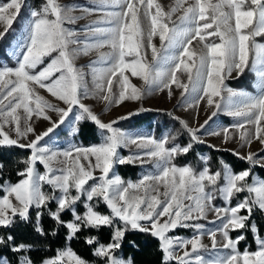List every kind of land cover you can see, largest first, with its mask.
<instances>
[{
	"label": "snow or ice",
	"instance_id": "6c2138e0",
	"mask_svg": "<svg viewBox=\"0 0 264 264\" xmlns=\"http://www.w3.org/2000/svg\"><path fill=\"white\" fill-rule=\"evenodd\" d=\"M95 5L88 8L75 3L62 5L59 0H41L38 7H29L30 22L23 41L17 45L19 53L16 49L12 53L18 55L16 66L0 67V146L31 150L30 156L23 161L25 168L17 173L20 179L15 183H0V228H11L17 219L29 221L30 210L35 209V231L43 235L40 219L44 209H48L56 225L67 229L68 240L84 228H111V242L108 244L96 246L98 242L95 237H88L85 241L94 246L93 255L100 257L103 264H131V260L126 261L115 255L128 230L150 232L157 237L164 254V264L171 259H176L177 264H264V238L259 236L254 222L250 225L247 223L254 210L264 212V180L252 178L250 169L236 173L227 165L222 171L212 172L207 166V157H201L205 166L199 170L191 165H177L174 162L176 157L187 155L194 143L202 142L195 130L188 129L191 140L187 145L169 147V141L174 137L165 136L160 140L131 137L114 127L117 121L108 124L101 122L81 103L82 95L87 96L85 74L74 63L78 55L108 46L111 52L101 53L99 61H93L90 65L93 83L97 91L105 93L102 96L104 100L119 105L126 99H141L152 86L163 91L171 89L172 84L183 89V97L191 88V92L196 94V104L206 99L210 107L214 105L217 110L226 107L228 115L245 118L237 127L254 123V137L264 144V125H261L264 120V45L250 44L254 37L264 35V0H217L216 3H209L208 0H191L190 3L188 0H176L168 11H164L155 0H95ZM25 7H28L27 0L0 3V40L6 38ZM98 8L113 10L104 11V19L83 29L67 27L83 18L72 15L74 11L91 14ZM181 8L178 22H172L173 14ZM144 20L149 22L146 32ZM81 32H90L93 36L81 40ZM157 35L159 48L153 43V37ZM208 36L218 37L219 42L208 41ZM193 41L202 45L199 52L190 48ZM253 49L251 69L256 76L259 95L250 96L222 87V73L225 70L228 75L233 70L238 75L243 73L249 65V54ZM149 50L151 64L145 59ZM185 58L191 63H186ZM98 63L102 66L97 67ZM181 69L187 74V83L178 80ZM126 71L139 77L148 86L147 89L132 86L124 75ZM114 84L122 86L118 98L112 93ZM33 85L45 89L67 108L54 107L34 91ZM128 89L130 95L126 94ZM222 91L227 92V97L222 96ZM214 97H220V100H214ZM222 101L226 103L222 104ZM74 108L80 110L76 116L77 122L86 118L98 126L103 135L99 145L73 147L63 152L40 146L39 142L58 126L56 122L27 144L19 142L33 132V128L27 125L21 130L19 109H23L25 121L31 119L33 114L48 120L49 117L44 115L45 109H48L57 113L59 123H64ZM212 115L215 116L216 112ZM6 125L15 126L17 139L10 138L4 131ZM77 131L74 129L73 134ZM223 131L227 133V129ZM246 135L242 133L241 140L250 143V139H245ZM128 144H136L142 152L127 160L120 158L118 148ZM142 157H147L154 164V173L143 176L136 183H125L114 174L109 177L115 164L129 163ZM240 159L254 162L252 154ZM37 163L43 165V173L37 171ZM56 164L60 167H55ZM96 171L100 173L98 177L94 175ZM221 178L222 184L219 183ZM89 181L93 183L89 184ZM45 184L50 191L43 190ZM241 192H247L248 196L234 207H216L213 204L217 195L230 204L232 198ZM101 200L110 210L109 214L96 210V204ZM53 201L57 205L55 211L49 207ZM78 202L83 203V215L77 211ZM208 211L216 213L221 222L219 229L209 233L211 247L217 249L220 242L216 236L219 233L223 240L220 246L227 252L205 260L200 250L206 251L207 248L201 243L200 235L182 240L167 233L178 226L192 227L201 233L203 225L194 222L205 219ZM242 211L247 214L241 215ZM67 212L71 213L72 219L66 222L62 214ZM245 228H250L254 234L257 244L254 252L247 248L243 253L238 251V244L246 238L244 235H238L235 239L230 236V231ZM5 244H11L13 252L27 251L30 247L15 244L12 235L0 237V245ZM188 245L191 246L190 251L187 250ZM176 248L184 249L181 256H176ZM0 264H8L7 259L0 258ZM21 264H31V261L22 258ZM43 264L88 262L69 247L58 250L55 257L45 260Z\"/></svg>",
	"mask_w": 264,
	"mask_h": 264
},
{
	"label": "rangeland",
	"instance_id": "374dc122",
	"mask_svg": "<svg viewBox=\"0 0 264 264\" xmlns=\"http://www.w3.org/2000/svg\"><path fill=\"white\" fill-rule=\"evenodd\" d=\"M5 2H7V0L0 1V3H5ZM188 2L190 3L191 0H188ZM208 2L216 3L217 0H208ZM59 3H61L62 5L75 3V4L82 5L88 8H92L96 6L95 0H59ZM155 3H158L159 5H161L164 11H168L172 6L175 5L176 0H155ZM27 4H28V7L25 8L26 18L22 21L21 24L16 25L12 29V31L15 33V37L12 43H10L9 47L6 49V56L12 62V66H9V64L7 63V60H0V67H15L16 66L18 55H13L12 53L14 49H16L17 53H19V49L17 48V45L23 41V37L26 32L27 25L30 22L28 19V13H29V7H31V4L29 1H27ZM110 10H113V9L98 8L97 11L91 14L87 12H83V11H74L72 15L76 17H83V18L78 19L74 24L67 25V27H70L76 30L83 29L85 26L93 25L95 24L96 21L104 19V16H103L104 11H110ZM116 10H119V9H116ZM152 11L155 12V9H152ZM181 14H182V8L181 10L173 14L172 22H178L179 16ZM232 23L234 25V20L232 21ZM148 24L149 22L147 20H144L143 27L145 29V32L148 29ZM101 26H105V25H101ZM0 30H2V26H0ZM208 31H212V30L209 29ZM86 36L91 37L93 36V34L90 32L80 33L81 40L85 39ZM260 36H262L264 39V35H260ZM256 38H258V36L254 37L253 41H250V44L254 42L257 45H264V41H258L256 40ZM206 39L210 42H219V39L216 36H208L206 37ZM145 43H146V37H145ZM153 43L156 45L157 48H159L160 41H159L158 35L153 37ZM190 48H194L195 51L199 52L200 49L202 48V45L199 44L198 41H193V45H191ZM141 51L143 52V49ZM109 52H111V48L108 46H105L99 49H93L89 51L87 54L78 55L74 61L75 66L78 69H81L85 74V88L87 91V96L84 97L82 95L81 103L87 106L91 110V112L99 118L101 122L108 124L112 121H117L114 127L124 132L128 136L149 137V138H153L156 140H160L166 136L164 133L160 134L159 136H155L152 130L147 127H140L136 129H131L127 127L122 128V127H119V123L122 121H126L134 116H140L143 114L159 113V112L169 113L174 118H176L180 124H181V121H183L184 123L181 125L187 131L188 129H192L196 131V135L199 137L200 141L202 142L195 143V144H204L213 150H223L239 158L246 157L249 154H252L254 158V162L253 163L248 162V163L251 166L258 165V166L264 167V144H261L260 141L258 139H255L254 137L256 125L254 123L253 124L244 123V127L242 128L237 127V125L244 122L245 118H238V117H233V116L228 115L226 111V107H222L220 110H217L214 105L211 107L208 106L206 99L201 100L199 104H196L194 101V97L196 94L191 92V88L189 89V92L184 94L183 97L181 95V93L183 92V89L178 88L176 84H172L171 89H164L163 91L157 90L155 86H152L150 90L145 91V94L142 96L141 99L139 100L126 99L123 102H121L119 105L115 104L114 102L109 103L108 101L104 100L102 96L105 93L99 92L95 88V85L93 83V77L91 74L90 65L92 64L93 61H99V57L101 53H109ZM254 52L255 50L253 49V51L250 52L249 54L250 60H249V65L247 66V70L245 73L244 86L241 88H232L228 84H226L227 80L239 78L242 75V73L238 75L237 71L233 70L231 74L228 75L225 70L222 73L223 75V86L222 87L226 86L227 88H230L234 91L245 92L250 96L259 95V89L257 87L256 76H255L254 71H252L251 69V59L254 57ZM145 59L147 63L149 64L152 63L150 50L148 51ZM185 61L186 63H189V64L191 63L190 61H187V58H185ZM96 66L99 67L102 65L98 63ZM124 75L127 76L129 83L132 86H135L136 88L142 89V90L147 89L148 86H146L139 77L133 76L130 71H126ZM178 80L181 83L188 82L187 74L183 72V69H181L180 72L178 73ZM32 87L34 88V91L39 96H41L44 100L52 104L54 107L67 108V106L63 104L62 101H59L56 98L52 97L45 89L40 88L39 86H35V85H33ZM105 87H107L106 82H105ZM121 87L122 86L119 84L113 85L112 93H115L116 98H118L119 92L121 91ZM169 91H171V96H169ZM126 94L130 95V89H128V92ZM222 96L227 97V92L222 91ZM213 99L220 100V97H214ZM225 103H226L225 101H222V104H225ZM32 106L34 107V105ZM214 111L216 112L215 116L212 115ZM79 112H80L79 108H74L73 111L69 113V116L65 118L64 123H59V117L57 113L54 111L45 109L44 115H47L49 117L48 120L43 119L42 116H37L36 114H33L31 119H28L27 121H25V119H23V117L25 116L23 109H19L18 114L22 117L21 122H20L21 130H23L26 125L33 128V132L28 133L27 136L25 138L20 139L19 142L22 144H27L31 140L35 139L37 135L44 133L45 131H47L48 128L52 127L53 122H56L58 126L54 128L53 131L49 133L48 136H45L39 142L40 146L48 147L52 151L63 152L66 150H70L73 147L87 148V147L99 145L103 141V135L101 131L98 129V126L94 122L86 118L83 120H88L91 123H94L96 125L99 131V136L97 140L98 142L93 143L88 146H84V145H80L78 141L76 140V135L78 131L76 132V134H73V131L74 129L77 130L79 124L83 121V120L79 122L76 121V116L77 114H79ZM130 113H133V115L129 116ZM121 117H127V118L120 119ZM209 117H211V119H209ZM205 121H208V123L205 124ZM185 125L187 127H185ZM201 125H204V127L201 128ZM261 125H264V120L261 121ZM224 129H227V133L223 131ZM4 131L7 134H9L10 138L17 139L14 125H6L4 127ZM215 133H218V134H215ZM242 133H247L245 139L246 140L250 139L251 141L250 143H245L244 141L241 140ZM262 134H264V128H262ZM171 146L173 145L170 144L169 147ZM23 149H27V148H23ZM29 151L31 152L30 149ZM138 152H142V150L139 149L136 144H128L127 146H121L120 148H118L119 157L124 158L126 160L128 158H133ZM234 153H238L239 155H236ZM73 155L75 156L76 154L73 153ZM198 157H199L198 158L199 166L195 168L197 170L205 166L201 157H207V155L206 153H201V154H198ZM59 159L63 160L64 158L60 157ZM221 161H222L221 168L223 170L224 165H227V164L225 163L223 159ZM124 164L138 165L140 167L138 178H136L135 180L122 179L121 176L118 174L117 170H118V166L123 165V164H119V163L114 165V168L109 173V177H111L114 174L115 176L120 177V179L124 181L125 183H127L128 181L136 183L143 176L150 174V173H154L156 171L154 164L147 157H142L141 159H133L132 162L124 163ZM207 166H208V160H207ZM55 167L59 168L60 165L56 164ZM36 169L40 173L44 172L43 165L39 163H37ZM94 175L98 177L100 175L99 171L94 172ZM252 178L262 180L261 178L257 177L256 174L252 175ZM91 183H93V181H89V184ZM219 183L221 184L223 183L222 178ZM43 190L48 192L50 191V187L45 184L43 185ZM237 194H238V197L236 195L234 196L236 197V200H233V202H230V204H226L225 201L217 195L215 199L219 198L220 204H215L214 201H213V204L216 207H229V206L234 207L236 206L237 203H239L246 196H248L247 192H241ZM238 198H241V199L238 200ZM96 206H103L104 208L108 210L106 214H109L110 210L107 208V206L103 203L102 200L99 203H97ZM76 208L79 214L83 215L85 211L83 207V203L78 202V204L76 205ZM141 223H146V222H141ZM194 223H199L203 225V229L201 233H198L196 229L192 227H179L178 226L175 229L171 230L169 233H167V235L170 237L179 238L182 240L192 239L194 236L200 235L201 243L207 248L206 251L204 249L200 250V254L204 256L205 260L213 259L216 256L226 254L227 250H224L220 246L223 240H222V236L219 233H217V236H216L217 241L220 242L217 246V249H212L211 247L212 241L209 237V233L221 227V222L220 220L217 219L216 213L212 211H208L205 219L195 221ZM65 248H68V247H65ZM187 250L189 251L191 250L190 245L187 246ZM116 251L117 249L115 250V255L118 257H121L120 255L116 253ZM183 251L184 249L176 248L175 249L176 256H181L183 254ZM124 260L127 261L128 259H124ZM171 260L177 263L176 259H171Z\"/></svg>",
	"mask_w": 264,
	"mask_h": 264
},
{
	"label": "trees",
	"instance_id": "16d2710c",
	"mask_svg": "<svg viewBox=\"0 0 264 264\" xmlns=\"http://www.w3.org/2000/svg\"><path fill=\"white\" fill-rule=\"evenodd\" d=\"M6 1V0H0ZM30 2L31 7H38L41 0H27ZM26 8V7H25ZM25 8L22 9L20 17L12 26L6 38L0 40V60H7L9 66L12 62L6 56V49L12 43L15 33L12 29L21 24L26 18ZM258 41H264L262 36L256 38ZM247 67L239 78L227 80L232 88H241L244 86V79ZM119 127L136 129L140 127H147L152 130L155 136L164 133L171 139L170 144L187 145L190 142L188 131L169 113H148L140 116H134L126 121L119 123ZM76 140L80 145L88 146L97 143L99 131L94 123L88 120H83L78 128ZM206 153L208 158V166L212 172L222 171V159L230 167L233 172L239 173L240 171L250 169L251 174H256L257 177L264 180V167L254 165L251 166L247 161L241 160L239 157L223 150H213L204 144H193L192 149L187 155H180L176 157L175 163L177 165H191L194 168L199 166L198 154ZM31 152L29 149H23L16 146H0V183L8 181L10 183L17 182L20 177L17 175L19 171L25 168V161ZM118 174L122 179L135 180L139 176L140 167L138 165L123 164L118 166ZM2 195V194H0ZM238 197V194H236ZM244 198V197H243ZM241 198H238V200ZM236 200L233 197L231 202ZM215 204H220V199H214ZM49 207L52 211L56 210V203L51 202ZM96 210L102 214H106L108 210L103 206H96ZM242 215L247 214L245 211L241 212ZM64 221L72 219L69 212L62 214ZM254 222L258 228V234L264 238V214L263 212L254 210L250 220L247 222L249 225ZM36 225V210H30V220L21 222L17 219L16 223L11 228H0V237L6 238L8 235L14 237L15 244L29 245L27 251L13 252L11 251V244L0 245V258H6L8 264H20L22 258H27L31 264H43L47 259L56 256L58 250L65 247H70L81 258L86 260L88 264H103L100 257L93 255L94 246L87 244L85 241L88 237H95L97 245L108 244L111 242L112 229L109 227H102L99 230L84 228L73 239L68 240L67 229L56 225L50 218L48 209H44L43 215L40 219V226L43 228L44 234L41 235L35 231ZM55 232V234H53ZM185 232V231H184ZM238 235H244L246 238L238 244V250L243 252L246 248L250 252L257 249L254 234L250 228L236 229L230 231L231 238L235 239ZM116 253L123 259L131 260V264H164V254L160 248V242L157 238L148 232H141L139 230H128L122 240L121 248L117 249ZM168 264H177L175 261L169 260Z\"/></svg>",
	"mask_w": 264,
	"mask_h": 264
}]
</instances>
